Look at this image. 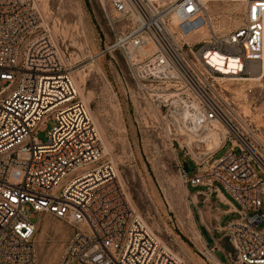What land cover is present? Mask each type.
I'll return each mask as SVG.
<instances>
[{
	"label": "built area",
	"instance_id": "built-area-1",
	"mask_svg": "<svg viewBox=\"0 0 264 264\" xmlns=\"http://www.w3.org/2000/svg\"><path fill=\"white\" fill-rule=\"evenodd\" d=\"M99 3L113 32L100 54L122 55L171 145L192 160L186 183L202 186L196 190L202 203L211 193L221 199L220 187L231 195L234 215L220 228L233 249L226 251L231 263L264 264V131L237 110L220 81L244 77L263 61L264 0L247 2L242 22L229 32L207 25L197 47L184 33L207 24L205 0ZM213 52L238 67L224 73ZM77 96L34 1L0 0V264H35L34 217L41 212L74 226L56 264H192L161 241L131 202L116 165L102 158L99 129ZM48 118L55 123L41 141L37 131ZM203 134V141L196 138ZM219 214L215 206V221ZM202 245L210 264H224L215 245Z\"/></svg>",
	"mask_w": 264,
	"mask_h": 264
},
{
	"label": "rangeland",
	"instance_id": "rangeland-1",
	"mask_svg": "<svg viewBox=\"0 0 264 264\" xmlns=\"http://www.w3.org/2000/svg\"><path fill=\"white\" fill-rule=\"evenodd\" d=\"M45 27L60 49L65 64L76 83L77 98L88 105L103 143V159H111L119 178L146 223L178 256L192 264H210L201 254L202 238L198 237L190 191L195 187L185 181L181 150L170 143L164 123L149 101L142 99L129 76L119 52L100 54L113 41V32L99 0H33ZM250 0H205L203 18L207 24L187 29L185 39L196 47L208 35L207 25L217 32L235 29L244 16ZM120 26L121 22H117ZM264 59L253 63L244 77L256 80L229 79L220 81L227 96L241 114L264 131ZM251 68V69H250ZM55 121L48 118L37 131L46 141ZM216 143V141H215ZM209 145V142L206 143ZM228 144L214 148L213 157L222 155ZM238 151V148H236ZM188 164L195 169L190 159ZM183 168V169H182ZM193 173V170L189 171ZM264 176V175H263ZM264 198V194L262 195ZM228 216H222L224 223ZM33 241L35 264H56L74 226L50 212L37 214ZM264 226V221L259 223ZM208 243L214 239L202 226ZM220 232L216 233V237ZM224 247L214 254L224 264H232L226 250L233 253L226 238Z\"/></svg>",
	"mask_w": 264,
	"mask_h": 264
},
{
	"label": "crops",
	"instance_id": "crops-1",
	"mask_svg": "<svg viewBox=\"0 0 264 264\" xmlns=\"http://www.w3.org/2000/svg\"><path fill=\"white\" fill-rule=\"evenodd\" d=\"M195 189L190 192L191 202L193 204V210L192 215L194 218V221L197 226V232L198 237L202 238L203 242H207V239L203 235V231L201 226L207 230L210 235L213 237L214 241L213 243L209 245H215V248L218 247H224V236L222 234V231L220 228L222 225L226 222V220L234 215V212H231L230 210L235 207V203L231 197V195L223 188L220 187L219 189V199L215 193H211L208 198L207 202L202 203V196L198 193H196V190L201 188L202 186H193ZM215 206L220 209V214L218 217V221H215L213 219L215 215ZM228 216L224 223L221 222L222 216ZM220 232L219 236L216 237V233ZM228 251V250H226Z\"/></svg>",
	"mask_w": 264,
	"mask_h": 264
},
{
	"label": "bare ground",
	"instance_id": "bare-ground-1",
	"mask_svg": "<svg viewBox=\"0 0 264 264\" xmlns=\"http://www.w3.org/2000/svg\"><path fill=\"white\" fill-rule=\"evenodd\" d=\"M222 55H220V53H217V52H213L212 55H211V59L212 61L218 65V67L220 69H222L224 71V73L226 74H229V73H232V68H236L238 67V64L234 62V58L230 57L228 58L227 60H222L221 57ZM251 69V68H250ZM264 71V67H263V70ZM236 72V70H235ZM259 77H240V78H237V77H230L229 79H242V80H250V79H257ZM211 134L214 135L215 131L214 130H210L209 131ZM207 136V134H203V135H196V138L198 140H201L203 141L204 138ZM105 149V148H104Z\"/></svg>",
	"mask_w": 264,
	"mask_h": 264
},
{
	"label": "water",
	"instance_id": "water-1",
	"mask_svg": "<svg viewBox=\"0 0 264 264\" xmlns=\"http://www.w3.org/2000/svg\"><path fill=\"white\" fill-rule=\"evenodd\" d=\"M183 168L186 172H189L192 170V166H190L186 160H183Z\"/></svg>",
	"mask_w": 264,
	"mask_h": 264
}]
</instances>
